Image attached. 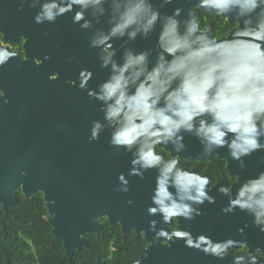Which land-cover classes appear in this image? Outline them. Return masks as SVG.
I'll use <instances>...</instances> for the list:
<instances>
[{
  "label": "clouds",
  "instance_id": "obj_1",
  "mask_svg": "<svg viewBox=\"0 0 264 264\" xmlns=\"http://www.w3.org/2000/svg\"><path fill=\"white\" fill-rule=\"evenodd\" d=\"M172 3L174 0H161L159 6L153 0H19L18 4L20 11L25 4L39 9L36 24H54L74 12L72 23L90 30L88 46L98 50L100 67L108 70V76L95 88L89 87L93 72L87 69L79 72L78 85L69 81L100 104L103 119L91 121L88 139L98 140L107 129L109 146L131 155L129 175L144 179L145 172L155 171L147 213L159 216V222L168 226L179 223L178 218L191 221L202 215L199 206L205 201L215 203V197L209 195V175L180 166V153L186 151L185 134L199 141L205 156L226 149L228 156L221 159L239 162L241 170L245 157L264 150V0H197L193 5L209 15L239 24L225 39L201 28L192 7L186 16L181 7L171 15L162 14L159 9ZM102 23L106 27H96ZM154 34L151 48L131 46L138 37L149 41ZM116 41H120L118 46ZM17 56L18 51L0 46V68ZM49 59L44 55L43 61ZM33 61L37 66L43 63L35 57ZM58 77L59 73H53L49 79ZM0 99L8 103L2 88ZM169 145L170 151L166 150ZM157 147L171 158L165 159ZM21 175L28 173L22 171ZM234 177L237 182L216 189L228 200L221 211L246 213L250 223L264 233V171L243 182L239 175ZM117 179L116 191L127 193L125 175L120 173ZM234 184H239L235 191ZM157 223L150 220L147 232H154L153 238L162 245L167 242L171 247L170 242L181 239L186 247L218 260L230 250L247 248L245 254L233 255L229 264H260L256 253L261 250L257 248L254 255L246 241H214L203 234L193 237L187 230L157 229ZM239 231L243 234L244 229ZM135 264H141V259Z\"/></svg>",
  "mask_w": 264,
  "mask_h": 264
},
{
  "label": "water",
  "instance_id": "obj_2",
  "mask_svg": "<svg viewBox=\"0 0 264 264\" xmlns=\"http://www.w3.org/2000/svg\"><path fill=\"white\" fill-rule=\"evenodd\" d=\"M153 3L159 6L161 0ZM195 3L197 0H174L159 10L171 15L175 8L181 7L182 15L186 16L192 7L197 14ZM73 14L59 17L63 24L64 34L60 36L63 44L67 48L98 52L88 46L90 30L72 23ZM96 27L106 26L102 23ZM237 27L238 23L220 37L211 33L217 39H225ZM154 42L155 34L149 41L138 37L131 46L142 50L151 48ZM119 43L116 41V46ZM14 60L0 68V87L8 99L7 104L0 99V205L4 211L16 206L14 192L18 189L24 197L41 192L53 236L62 241L64 254L71 257L76 249L90 246L85 236L100 231L98 218L106 217L109 224L123 227L126 217L147 209L156 173L145 172L144 179L129 175L131 155L109 146V130L102 132L96 141L88 139L91 121L103 119L100 104L69 81L74 80L78 85L79 72L87 69L93 72L89 87L95 88L107 78V69L93 66L47 70L27 59L19 64ZM53 73H59L58 79H49ZM183 142L186 151L180 153L182 158L205 156L194 137L185 134ZM157 148L164 155L171 145L166 150ZM216 151L218 156H228L226 149ZM244 160L255 161L258 170L264 171V150ZM22 171L28 175L22 176ZM120 173L129 181L127 193L116 191ZM21 185L23 188H19ZM4 264L11 263L6 259Z\"/></svg>",
  "mask_w": 264,
  "mask_h": 264
},
{
  "label": "flooded vegetation",
  "instance_id": "obj_3",
  "mask_svg": "<svg viewBox=\"0 0 264 264\" xmlns=\"http://www.w3.org/2000/svg\"><path fill=\"white\" fill-rule=\"evenodd\" d=\"M18 4L19 0H0V46L20 53V57L14 58L17 64L27 59L32 65H36L33 61L34 57L43 61L44 55H48L50 59L39 65L47 70L65 71L67 68L76 70L80 67L100 66L98 52L67 48L63 44L60 38L61 34H64L63 24L59 18L54 24L47 22L36 24L34 16L39 9L30 8L28 4H25L24 9L20 11ZM195 10L200 18L201 28L209 27L216 37L226 35L237 25L224 18L213 17L199 7H195ZM164 157L168 159L169 153L164 152ZM224 157L227 156L212 154V156L180 160L181 167L195 172L200 171L201 174L209 175L211 179L212 190L209 195L215 197V203L209 204L205 201L203 205H200L202 215L191 221L178 218L179 223L174 221L168 226L159 222V216H149L147 209L143 208L136 214L126 217L123 227L118 223L109 224L106 217L98 218L100 231L88 233L85 238L90 241V236H105L106 232L108 237L104 239V245L111 249L119 247L124 253L121 264H135L138 259H141V264H229L233 255L239 256L248 251L247 248L230 250L231 253L227 257L218 260L205 255L200 250L186 247L181 239L170 242L171 247H168L167 242L162 245L159 240L153 238L154 232H147L149 221L156 219L157 229L163 227L169 231L187 230L193 237L203 234L210 236L214 241L229 238L246 241L249 251L254 255L257 248L261 250L256 253V256L261 259L260 264H264V233L259 232L250 223L251 217L246 213L237 210L235 213L224 214L221 209L227 206V197L216 191L221 184L227 186V183L231 185L237 182L238 178L234 177L235 175L241 177V182L247 177H254L259 172L257 163L244 160L245 168L241 170L239 162L231 159L227 162L221 159ZM238 186L239 184H234L233 191ZM245 224L248 226L245 227ZM242 228L243 234L239 231ZM6 259L9 260L5 258L3 264ZM9 262L11 263L10 260Z\"/></svg>",
  "mask_w": 264,
  "mask_h": 264
},
{
  "label": "trees",
  "instance_id": "obj_4",
  "mask_svg": "<svg viewBox=\"0 0 264 264\" xmlns=\"http://www.w3.org/2000/svg\"><path fill=\"white\" fill-rule=\"evenodd\" d=\"M18 204L5 211L0 205V264L9 258L12 264H121L122 249L104 245L105 236H90L88 247L64 254L62 241L53 236L42 193L24 197L14 192ZM108 235V234H107ZM104 237V238H103Z\"/></svg>",
  "mask_w": 264,
  "mask_h": 264
}]
</instances>
